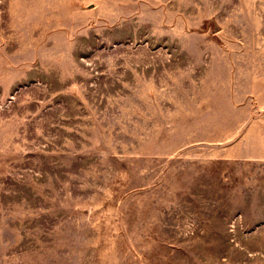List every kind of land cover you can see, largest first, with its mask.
I'll return each instance as SVG.
<instances>
[{"label": "rangeland", "instance_id": "obj_1", "mask_svg": "<svg viewBox=\"0 0 264 264\" xmlns=\"http://www.w3.org/2000/svg\"><path fill=\"white\" fill-rule=\"evenodd\" d=\"M0 264H264V0H0Z\"/></svg>", "mask_w": 264, "mask_h": 264}]
</instances>
